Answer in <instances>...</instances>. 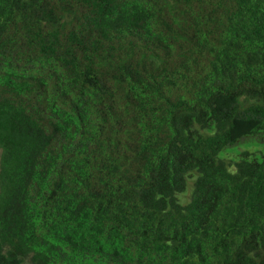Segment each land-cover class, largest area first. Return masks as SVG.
<instances>
[{
    "label": "trees",
    "instance_id": "obj_1",
    "mask_svg": "<svg viewBox=\"0 0 264 264\" xmlns=\"http://www.w3.org/2000/svg\"><path fill=\"white\" fill-rule=\"evenodd\" d=\"M252 137L264 0H0V264H264Z\"/></svg>",
    "mask_w": 264,
    "mask_h": 264
},
{
    "label": "rangeland",
    "instance_id": "obj_2",
    "mask_svg": "<svg viewBox=\"0 0 264 264\" xmlns=\"http://www.w3.org/2000/svg\"><path fill=\"white\" fill-rule=\"evenodd\" d=\"M249 152L253 156L259 158L261 154H264V145L256 141L255 138H246L240 141L237 145L226 149L220 153V158L226 160L227 162L236 161L241 153ZM1 153V151H0ZM195 177L188 180L187 189L184 194L179 195V199L182 203H187L190 199L193 182Z\"/></svg>",
    "mask_w": 264,
    "mask_h": 264
}]
</instances>
